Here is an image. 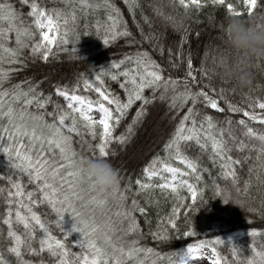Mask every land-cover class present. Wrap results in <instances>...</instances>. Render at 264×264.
<instances>
[{
    "label": "snow or ice",
    "instance_id": "obj_1",
    "mask_svg": "<svg viewBox=\"0 0 264 264\" xmlns=\"http://www.w3.org/2000/svg\"><path fill=\"white\" fill-rule=\"evenodd\" d=\"M24 5L29 6V13L33 17L32 25L37 31H33L31 26H25L19 18V13L14 8L10 0H0V143L4 146L0 151L8 154L13 159V167L18 170L16 177L5 175L9 191L7 192L6 204L7 214L4 216V222L8 225V236L12 238L13 243L7 248V252L15 255L16 264H46V261L26 260L22 254V249L33 254H39L45 250L56 259L53 264H148L146 258L141 254L154 253L152 248H146L139 245L140 225L134 215L136 211L146 215V209L140 205L136 198L131 199L128 204L129 194L132 191L131 184H126L124 190L119 192V199L122 202L117 209V215L121 217V223L126 222L121 236H115L117 231L111 221V217L104 211L105 199H98L91 196L84 197L85 185L88 190L94 189V181L84 175L81 169L77 167V158L79 157L73 147V133H79L81 126L87 128L88 132L96 135V127L101 128L99 142L94 146L95 154L101 157L109 155L108 141L111 138V129L113 123L119 122L125 115V110L129 109L134 102L140 101L141 106L137 109V116L141 115L146 105L156 99L155 92L162 89L160 98H164L169 91V104L173 108H184L183 113L174 131L171 133L168 141L164 145V156H153L143 167V178H137L135 184L136 193L143 192L148 188L159 187L161 189H170L178 194L183 188L190 193L192 203L182 204V207L173 206L172 212L166 221L172 229L179 231L177 227V216L183 211L185 216L190 211H195L194 204L198 193L203 189L190 183L185 176L195 177L197 181L201 179L202 165L198 163L197 158L188 156L183 146L194 142L204 150L209 151V158L213 163L221 162L222 173L225 177H231L233 185H236V191L239 193L241 187L238 181L236 171L237 165L242 160H248L250 156L243 158H234L230 153L233 147L236 149H248L249 152L255 151L254 163L249 171L255 169H264V98L248 97L247 107H240L233 104L224 95V89L220 88L217 92L211 84L207 88L214 93L209 95L205 87L199 86L196 72L193 66L191 54L186 58V69L183 77L173 78L163 75L162 66L152 58L150 53L138 48L130 55L125 54L119 61H112L110 69L100 68L94 79L85 78L83 88L94 90L97 98L91 99L86 95L78 94L77 89L80 84L77 83L69 89L67 86H56L55 92L64 98L66 106H62L51 100L50 94H42L39 91V84L29 83L28 87H22L25 81L4 88L2 85L8 79L9 74L16 69L2 67L4 64L11 65L19 63L24 66L23 56L25 50L31 48L33 55H39L47 59L53 46L60 43H67L69 33L72 38L79 41L80 32L72 31L68 28V21H75L77 18L76 8H79L85 16L91 11L96 14L103 9L106 20L109 22L105 28L103 42L108 44L110 40L118 37H131L127 21L123 18L121 10L113 0H65L66 8L47 9L42 7L37 0H20ZM127 10L131 13L133 20H136L137 10L140 11L141 19L150 22V17L144 14L140 0H124ZM173 7H182L185 12L190 7L202 8L206 4L221 5L226 9L227 15L243 16L254 14L258 6V0H170ZM70 5V7H67ZM153 11L167 20L173 27L178 28V22L175 15L164 11L163 4H153ZM182 19L179 24H182ZM61 25L63 30L61 31ZM150 26V23H149ZM136 27L140 29L141 40L152 41V46L157 48L161 54L164 52L162 43L156 33L146 34L144 27L139 21ZM87 28V25H85ZM97 31L100 24L96 25ZM47 29V30H45ZM14 34V36L12 35ZM39 37L38 39L35 37ZM187 30L185 29L179 41L183 44L186 41ZM14 40V43L9 42ZM129 44L136 43L134 39L127 41ZM169 53L168 61L170 66L178 67V63L172 60V49H167ZM176 56H182L181 51L175 53ZM260 62L259 60L257 61ZM202 77L208 76V71L203 67L198 69ZM103 73L116 81L119 79V87L123 90L125 98L111 90L102 79ZM183 85L180 87V85ZM145 89H151V94L146 96ZM210 106L213 110L224 111L218 101L223 100L227 108L233 113H243L237 123L242 127L241 138L228 132V137L234 142L229 144L223 133L224 128H217L218 122L210 114H203L198 120L199 109L196 105L201 102ZM190 102V103H189ZM51 104L52 111L48 112L46 106ZM114 106V107H113ZM259 108L261 111H256ZM98 109L102 114L99 119L91 115V111ZM248 118V119H245ZM249 121L258 122L262 127L254 128L249 126ZM231 121L229 120V123ZM244 137L249 138L255 143H246ZM116 139L123 140L124 136ZM173 159L181 163L182 166H174ZM27 173L29 181L34 182L35 186L25 189L19 175ZM159 178L164 182L154 184L153 179ZM250 181H245L243 191L248 193ZM113 192L117 189L113 188ZM0 191H4L0 188ZM218 195L222 193L219 185L215 186ZM227 196V193H223ZM33 197H36L35 199ZM181 201L184 198H179ZM77 202L80 203V210H77ZM15 204V209L12 205ZM37 204H47L57 214V221L51 222L63 225L62 234L67 237L70 229L64 227L63 216L65 212L71 213L74 218L72 229L78 230L81 234L77 240H72L73 245H79L80 251L72 252L66 246L64 239L58 238L53 234L50 222L46 221L42 215L34 210ZM23 209V211H22ZM100 211L101 217H97V211ZM14 211V216L12 215ZM23 224L25 234L22 235L13 229V221ZM39 230V236H37ZM252 235H256L260 230L251 228ZM132 234L133 239L125 240L127 234ZM194 234V229L189 224L187 230L182 233L183 236ZM153 237L167 239L169 230L167 227H158L152 233ZM216 243H223L220 236L212 238ZM38 241V247L33 246V241ZM231 243V238L229 241ZM208 245L199 241L195 244H187L186 249L176 250L169 258V264H191L195 258L204 255L203 249ZM252 255L245 258L246 264H264V251H258L253 244ZM212 256L208 258L212 264H222V257L215 246L211 247ZM232 255H237V249L232 248ZM174 257V258H173ZM214 257V258H213ZM8 259V258H7ZM6 256L0 252V264H5ZM9 260V259H8ZM10 261V260H9ZM12 264V261H11Z\"/></svg>",
    "mask_w": 264,
    "mask_h": 264
},
{
    "label": "trees",
    "instance_id": "obj_2",
    "mask_svg": "<svg viewBox=\"0 0 264 264\" xmlns=\"http://www.w3.org/2000/svg\"><path fill=\"white\" fill-rule=\"evenodd\" d=\"M14 8L20 14L19 18L25 26H31L35 32V26L32 25L33 17L28 15L29 6L24 5L20 0H10ZM37 2L47 9L60 8L65 9V0H37ZM74 2V0H73ZM120 8L123 18L127 21L129 30L132 32L131 37H118L110 40L108 44L103 42L102 37L106 34L105 28L108 25L104 10H99L96 14L91 11L87 16L76 8L77 18L75 21L69 19L68 28L75 32H80L81 38L75 41L72 38L71 32L67 43L57 42L51 50V54L47 59L39 55H33L31 48L25 50L23 56L24 66L19 63L11 65L4 64L5 69L12 68L15 71L9 74L8 79L2 85L4 88H9L11 85L25 81L22 87H28L29 83L39 84V91L42 94H50L51 100L56 103L66 106L63 97L55 92L56 86H67L69 89L73 85L79 83L80 88L77 89L78 94L86 95L91 99H96L97 94L94 90L83 88V80L85 78L94 79L100 68L106 70L112 67V61H119L125 54H131L138 48L147 50L153 59H155L163 68V75L167 78L169 75L173 78L183 77L186 69V58L191 54L194 68L197 69L196 76L200 82L199 86L205 87V91H209V95H214L207 85L211 84L217 92L220 88L225 91L223 95L233 104L240 107H247L248 97L264 98V63L257 62V66L253 69L251 83L240 88L234 85L232 81L221 79L218 76L209 74L202 77L199 72L201 63L207 70V67L216 57L217 53L225 47L222 28L225 21L226 9L221 5L206 4L202 8L190 7L187 12L182 7H173L170 0H140L144 14L150 17V22H145L141 19L140 11L137 10L136 20L134 21L131 13L128 12L124 0H113ZM153 4H163L166 14H173L177 18L178 28L173 29L172 25L162 16L157 15L152 8ZM70 7V5H67ZM257 17V23L260 18L264 17V0H258V6L254 11ZM245 14L243 17H247ZM182 19L183 23L179 24ZM139 21L144 27L146 34L156 33L159 42L162 43L163 54L157 48L152 46L153 42L141 40L140 29L136 27V22ZM100 24V29L97 31L96 25ZM150 23V26H149ZM87 25V28H85ZM187 30L186 41L179 44L181 34ZM63 25H61V31ZM14 36V34H12ZM35 38H39L38 36ZM134 39L136 43L129 44L127 41ZM14 43V40L9 42ZM172 49V60L178 63V67H172L169 64V53L167 49ZM181 51L182 56H176L175 53ZM105 84L114 92L118 93L121 99L125 98L123 90L119 87V79L114 81L107 76L106 73L101 74ZM183 85L181 84L180 87ZM162 89L155 92L156 99L146 105L145 111L137 116V109L141 106L140 101L134 104L127 110L125 115L121 117L119 122L113 123L111 129V138L108 141L107 151L109 155L106 158L118 170L120 182L115 187L116 192L112 189L98 193L95 189L88 190L85 185V199L95 196L98 199H105L104 211L111 217L112 224L117 229L115 236H121L123 229L126 227V222L121 223V217L117 215V209L122 202L119 199V192L124 190L126 184H131L132 191L129 194L128 204L134 197L139 200L140 205L146 209V215L136 211L134 213L138 224L140 225V233L138 243L142 247L152 248L154 253L141 254L146 258L148 264H169V258L176 250L186 249L187 244H195L199 241L205 242L210 247L215 246L220 253L222 264H246L245 258L252 255V247L255 245L258 251H264V169H255L249 171L250 166L254 163L255 151L249 152L248 149H236L233 147L230 153L234 158H243L250 156L248 160H242L240 165L235 166L238 174V181L241 191H236V185H233L231 177H225L222 173L221 162L213 163L209 158V151L204 150L194 142L183 146L185 153L197 158L198 163L202 165L201 179L196 180L195 177H187L190 183H193L198 188L203 189V192L198 193L197 200L194 204L195 211H190L187 216L181 211L177 216V227L179 231L172 229L166 224L173 206L182 207V204L192 203L190 193L186 188L179 191L178 194L173 193L170 189H161L159 187L148 188L143 192L136 193L138 187L135 184L137 178H143V167L152 160L153 156H164V145L168 141L171 133L174 131L176 124L187 110V105L184 108H173L169 104L171 92L165 94L164 98H160ZM146 96L151 94V89H145ZM190 103V102H189ZM224 111L213 110L210 106L199 102L196 107L199 109L197 119L207 113L214 117L218 122L217 128H224L223 133L229 144L234 142L228 137V132L231 131L237 138H241L243 131L237 121L243 117V113H233L228 108L223 100L218 101ZM114 107V106H113ZM48 112L52 111V105L46 106ZM256 111H261L259 108ZM95 118V117H94ZM97 119V118H96ZM245 119H248L245 117ZM229 120L231 121L229 123ZM158 125L155 130V125ZM156 125V126H157ZM249 126L254 128L262 127L258 122L249 121ZM154 129V131H153ZM96 135L92 136L87 128L81 126L79 133H73V147L78 156H99L94 147L99 142V134L101 128L95 129ZM124 136L123 140L116 139ZM246 143H255L249 138L244 137ZM4 145L0 143V148ZM13 159H10L8 154L0 151V252H2L12 264H16L15 255L7 252V248L13 243L11 237L8 236V225L4 222V216L7 214L6 197L10 190L5 175L17 176L18 170L13 167ZM174 166H178L179 162L173 159ZM25 189H30L35 186L27 178V173L19 175ZM245 181H250L248 193L243 191ZM154 184H160L156 179H153ZM219 185L222 193L218 195L215 191V186ZM223 193H227L224 196ZM184 198L181 201L179 198ZM34 199L36 197H33ZM80 203L77 202V210H80ZM238 203L239 205L235 204ZM15 209V204L12 205ZM34 210L38 211L42 217L50 222V227L53 234L58 238L64 239L66 246L72 252L80 251L79 245H73L72 240L80 238L81 234L78 230L72 229L74 218L71 213L65 212L63 216L64 227L70 229L69 236L65 237L62 234L61 228L63 225L51 223L57 221V214L51 209L50 205L37 204ZM23 211V209H22ZM14 216V211L12 213ZM97 217H101V213L97 211ZM191 224L194 229V234L183 236L182 233L187 230ZM167 227L169 235L167 239L153 237L152 233L157 228ZM251 228L259 229L256 235H252L249 231ZM13 229L20 234H25L23 224L13 221ZM37 230V236H39ZM220 236L223 243H216L212 238ZM132 234H127L125 240L133 239ZM231 238V243L228 242ZM33 246L38 247V241H33ZM237 249V255H232V248ZM22 254L26 260L31 261H46V264H53L56 259L48 254L45 250L39 254L29 253L22 249ZM174 258V257H173Z\"/></svg>",
    "mask_w": 264,
    "mask_h": 264
},
{
    "label": "clouds",
    "instance_id": "obj_3",
    "mask_svg": "<svg viewBox=\"0 0 264 264\" xmlns=\"http://www.w3.org/2000/svg\"><path fill=\"white\" fill-rule=\"evenodd\" d=\"M222 35L225 47L217 53L207 71L244 88L251 83L257 61L264 63V17L257 23L255 14L247 17L227 15ZM77 167L94 181L98 193L113 189L120 182L118 170L104 157L81 155L77 158ZM5 264H11L7 257Z\"/></svg>",
    "mask_w": 264,
    "mask_h": 264
},
{
    "label": "rangeland",
    "instance_id": "obj_4",
    "mask_svg": "<svg viewBox=\"0 0 264 264\" xmlns=\"http://www.w3.org/2000/svg\"><path fill=\"white\" fill-rule=\"evenodd\" d=\"M47 30V29H45ZM91 115H93V117L99 119L100 115H102L98 109H94L91 111ZM157 125V124H156ZM154 127V129L156 130L158 125ZM153 129V131H154ZM182 166L181 163L179 162L178 167ZM188 176H185L184 178L187 179ZM156 179L160 184H162L164 181L160 180L159 178H154ZM204 255L200 258H195L191 261V264H212V261L208 258L209 256H212L211 253V247L208 245L207 247H205L203 250ZM214 258V257H213Z\"/></svg>",
    "mask_w": 264,
    "mask_h": 264
}]
</instances>
